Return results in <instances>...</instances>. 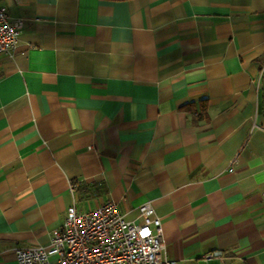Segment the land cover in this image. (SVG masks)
<instances>
[{"label":"crops","instance_id":"crops-1","mask_svg":"<svg viewBox=\"0 0 264 264\" xmlns=\"http://www.w3.org/2000/svg\"><path fill=\"white\" fill-rule=\"evenodd\" d=\"M0 5L17 26L0 52V264L47 244L73 199L127 220L150 202L175 264H264V0Z\"/></svg>","mask_w":264,"mask_h":264},{"label":"built area","instance_id":"built-area-1","mask_svg":"<svg viewBox=\"0 0 264 264\" xmlns=\"http://www.w3.org/2000/svg\"><path fill=\"white\" fill-rule=\"evenodd\" d=\"M16 34L15 22L0 5V52L10 51ZM77 185L70 181L72 195ZM164 247L161 219L150 202L139 206L138 220H127L112 200L79 211L73 199L63 221L51 228L47 244L16 247L14 252L15 264H175L163 256ZM203 257L221 258L222 250Z\"/></svg>","mask_w":264,"mask_h":264},{"label":"trees","instance_id":"trees-1","mask_svg":"<svg viewBox=\"0 0 264 264\" xmlns=\"http://www.w3.org/2000/svg\"><path fill=\"white\" fill-rule=\"evenodd\" d=\"M112 1V0H111Z\"/></svg>","mask_w":264,"mask_h":264}]
</instances>
